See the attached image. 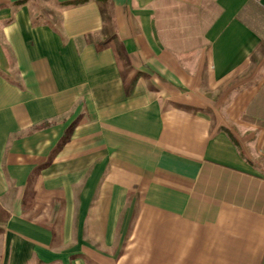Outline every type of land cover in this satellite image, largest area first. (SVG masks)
<instances>
[{"label": "crops", "instance_id": "obj_1", "mask_svg": "<svg viewBox=\"0 0 264 264\" xmlns=\"http://www.w3.org/2000/svg\"><path fill=\"white\" fill-rule=\"evenodd\" d=\"M73 1L0 0V264H264V0Z\"/></svg>", "mask_w": 264, "mask_h": 264}, {"label": "trees", "instance_id": "obj_2", "mask_svg": "<svg viewBox=\"0 0 264 264\" xmlns=\"http://www.w3.org/2000/svg\"><path fill=\"white\" fill-rule=\"evenodd\" d=\"M86 0H81V1H73V2H71V3H68V4H78V3H80V2H85ZM49 126V124L48 123H45V124H43L41 127H38L39 129H44V128H46V127H48ZM2 213L4 214V216H5V219H4V222H5V220H7L8 218H9V215L7 214V213H5L3 210H2ZM0 232H1V230H0Z\"/></svg>", "mask_w": 264, "mask_h": 264}, {"label": "rangeland", "instance_id": "obj_3", "mask_svg": "<svg viewBox=\"0 0 264 264\" xmlns=\"http://www.w3.org/2000/svg\"><path fill=\"white\" fill-rule=\"evenodd\" d=\"M47 10H49V8ZM51 10H52V8L50 7L49 11H51ZM4 219H5V216L2 213V210L0 209V225H2L4 223ZM0 230H1V228H0Z\"/></svg>", "mask_w": 264, "mask_h": 264}]
</instances>
